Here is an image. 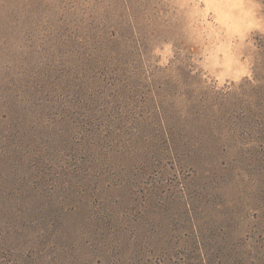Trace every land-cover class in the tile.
Returning <instances> with one entry per match:
<instances>
[{
	"label": "rangeland",
	"instance_id": "obj_1",
	"mask_svg": "<svg viewBox=\"0 0 264 264\" xmlns=\"http://www.w3.org/2000/svg\"><path fill=\"white\" fill-rule=\"evenodd\" d=\"M0 264H264V0H0Z\"/></svg>",
	"mask_w": 264,
	"mask_h": 264
}]
</instances>
